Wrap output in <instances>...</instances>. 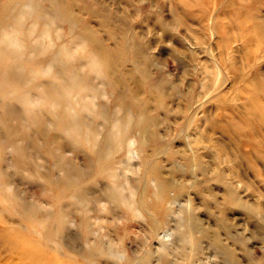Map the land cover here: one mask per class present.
Returning a JSON list of instances; mask_svg holds the SVG:
<instances>
[{
  "label": "rangeland",
  "instance_id": "obj_1",
  "mask_svg": "<svg viewBox=\"0 0 264 264\" xmlns=\"http://www.w3.org/2000/svg\"><path fill=\"white\" fill-rule=\"evenodd\" d=\"M5 1L0 0V6ZM37 1L43 14L54 15L56 8L48 1ZM191 1L81 0L71 8L78 16L74 31L67 23L56 21L51 24L56 37L41 35V24L26 14L19 16L22 26L33 29L29 41L49 45L48 55H63L64 61L65 51L71 71L91 89L71 92L55 103L58 101L47 91L50 85H57L51 76L40 74L37 68L0 65V264H92L91 259L96 264H230L221 247L231 250L238 264H264V89L255 100L253 84L244 81L245 75L252 80L257 70L264 83V45L250 36L249 43H243L242 37L253 29L256 18L264 22V0H256L254 5L240 0L236 9L221 12L216 10L222 6L221 0H198L207 12L203 20L196 4L188 6ZM175 5L186 11L187 24L200 34V22L206 24L214 17L216 48L226 31L234 37L229 50V63L234 67L224 84L213 87L212 92L208 89L209 96L206 86H213L214 76L208 79L204 67L214 62H210L207 47L199 46L194 35L177 24ZM83 26L102 48L114 46L123 36L128 51L117 63L121 83L116 89L91 69L88 55L73 37ZM130 45L138 50L135 58L139 63L143 53L153 59L143 85L145 92L161 83L176 96L163 100L161 108L157 103L149 108L157 138L154 145L150 142L134 154L127 152L126 144L117 147L114 137V121L125 117L127 100L131 103L132 84L124 75L133 56ZM23 52L22 56L35 55L27 49ZM210 52L215 58L216 49ZM53 67L62 69L57 63ZM190 100L192 107L180 111ZM84 104L93 106L101 116L79 108ZM62 121H78L82 131L84 125H90L92 142H78L59 127ZM137 135L139 131L133 127L129 137L137 140ZM193 154L200 157L198 164ZM152 160L159 165L160 174L176 185L168 192L166 207L171 211L164 219L150 209L152 218H159L156 231L150 230L152 215L129 209L122 202L134 187L139 191L145 185L153 193L147 170ZM70 175L75 182L68 183ZM230 195L237 203L229 200ZM18 202L49 210L51 221L46 229L9 208L18 209ZM56 216L63 221L58 222ZM188 220L208 234H217L219 243L198 237L191 245L186 234ZM14 233L27 234L38 242L44 256L22 258L5 242ZM94 242L105 253L94 251L88 257L86 252ZM56 243L62 247L60 252Z\"/></svg>",
  "mask_w": 264,
  "mask_h": 264
},
{
  "label": "bare ground",
  "instance_id": "obj_2",
  "mask_svg": "<svg viewBox=\"0 0 264 264\" xmlns=\"http://www.w3.org/2000/svg\"><path fill=\"white\" fill-rule=\"evenodd\" d=\"M46 1H48L51 7L56 8L54 15L52 14L50 16L48 15L46 16L45 14H43L42 9H40L37 3L38 2L37 0H7L3 5L0 6V27L5 28V29L3 28V32L0 33L1 34L0 35V65L7 66L9 64H12L14 65V67L20 69L37 68L40 74L51 76L53 81H55L57 85L56 84L50 85V87L47 88V91H49L48 96L52 97L55 101H58L55 103H59L60 100L64 101L65 99H67L71 92L87 91L90 90L91 87L88 85V82L84 78L77 77L71 71L70 69L71 61H69L70 59H68V56H65L66 55L65 51H64L65 54L64 55L65 61H64L61 58L63 55L59 57L55 55L54 56L48 55V53H50L49 45L32 44L29 41V38L33 34V29L25 28L24 26H22L19 21L20 19L19 16H23L26 14L28 17H31L36 24H41L42 25L41 35L47 37L48 36L56 37L57 34L55 35L52 34L53 28L51 26V24H54L56 21L67 23L70 29L74 31L75 20H76L75 18L78 16L72 11L71 8L77 6L78 2L81 0H46ZM199 1L192 0L191 2H189L188 6L192 5L193 3L196 4V7H198L197 15L199 16V18L203 20L206 19L205 16L207 15V12ZM221 1L223 2V3L221 2L222 6L220 8L217 7L218 9H216L218 12L223 11L224 8L236 9L235 6L240 2V0H221ZM254 3H256V0H246L244 1L243 4L254 5ZM176 6L177 5H175V11L173 13V17L175 18L177 24L179 23V25L180 24L184 25L190 31V33L194 35V37L197 39L199 46L207 47L208 49L207 51L209 52L207 53L208 55H210L209 59H211L210 62L212 63L214 62L213 66L210 67L209 66L210 64L209 65L206 64V67H204L205 69L203 68L205 71V75H207L208 79H210L209 77H211L212 79V77L214 76L213 80L211 81L213 83V84L211 83L213 86L211 87L208 85L211 88L206 86L207 91L205 92H207L206 94L207 96L210 92H212V90L214 89L213 87L216 86L217 88V86L224 84L225 80L227 79V75L228 76L230 75L229 73L234 67V64L229 63V58H230L229 50L232 49V42L234 41V37L233 35H231L232 32L226 31L224 34L225 37L221 41L222 43L218 45V48H216L215 40H214L216 37V33L214 30L216 28L217 21L216 22L213 21L214 17H212L211 22H208L206 24L200 22V25L198 26L199 32L202 31V33L200 34L195 32L194 29H191L192 28L191 24H187V21L184 16L186 11L183 12L179 11L178 10L179 8ZM236 18H240V17H236ZM161 31L163 32V34H166L167 32L164 28H162ZM245 32L246 34L242 36L243 43L248 44L249 43L248 39L250 37H255L260 44L264 45V22L261 19L259 18L255 19L253 29L249 30L248 35H247L248 30H246ZM255 33L258 36H256ZM73 37L79 43L80 50L82 51V53L84 52L86 53V55H88L89 65L91 69L93 71H96L97 73L102 74V76L106 78V80L113 89L119 87L120 86L119 82L121 83V80L118 76L117 63L127 57L126 55L128 51L126 48L127 44L124 43L123 36L119 40H116L114 46L108 48H102L98 46L99 42L97 40V37L92 33V31L87 26L81 27V29L78 32L77 31L75 32ZM256 43L258 44V42ZM130 46L129 48H131V50L129 51V53H132L133 56L132 58L129 59L130 64L128 69H126V72H124V75L126 77V80L130 81L132 84L131 89H129L131 103L130 102L127 103L128 102L127 100L126 105L124 107L126 112L125 117L122 118L121 120L114 121L116 126V134L114 135V137L116 140L117 147H122L124 144H126L127 152L128 153L131 152L134 154V152H136L137 149H139L140 151L144 150V147L146 145L149 146L150 142L155 141V139L157 138L155 122L153 117L149 115L150 114L149 108L155 103L161 105L163 100L167 98H171L172 100L173 93L172 91L169 92L164 90V86L161 83H159L154 87H151L147 92H145L144 83L145 81H147L149 77L148 65L149 66L153 65L152 62L153 59H151L147 54L143 53L140 56L142 59V63H139L138 60L135 58V54L139 53L138 50L133 45ZM189 46L191 47V44ZM213 48H215L217 51L215 58L212 56L210 52L213 50ZM25 49L30 50V52H34L35 55L22 56L24 53L23 50ZM18 50H20L19 54H17ZM40 55H42V57H39ZM47 55L50 58L47 59ZM213 55L215 54L213 53ZM43 61H45L44 65H42ZM55 63L59 64V66L61 65L62 67L61 71H55L53 67ZM244 79H245L244 81L249 80L250 85L253 84L254 91L252 92L251 95L252 98L256 100L259 97L258 91L264 89V83L260 79L258 71L254 70L252 74V80L246 77V75L244 76ZM205 80L206 79L204 77V81ZM206 81L208 82V80ZM208 89H210V92H208ZM116 99L118 101L121 100L119 96L116 97ZM191 103L192 100L188 101L185 106L183 105L180 106V111L183 109V107L186 110L192 107L193 104L191 105ZM161 107L162 105L160 106V108ZM79 108L83 110H88L89 112H94L95 114L101 116V112L97 111L93 106L84 104L83 106H79ZM134 111L136 113H134ZM239 126L240 128L245 127L242 125ZM59 127L64 128V130H66L67 133L70 136H72L74 139H76L78 142H84V143L92 142L90 136L93 135V129L91 128L90 125H86V126L84 125L85 129L84 131H82L78 121H71L70 123H65L62 121L59 122ZM133 127H136L140 134L139 136L137 135L138 136L137 140L135 138L129 137V134L131 133ZM152 145H154V142ZM199 160L200 157L193 154L194 163L198 164L197 162H199ZM149 164L150 165L148 166L147 170L149 177L153 182V187H154L153 193L152 191L148 192L145 185L142 188H140L139 191L137 190V188L134 187V190L131 189L132 191L131 195L128 198L122 199V202L126 204V206H128L129 209H133L138 212L143 211L148 215H152L153 213L150 211V209H154L157 211L158 214H160V219L162 218V216L164 219V217L167 215L166 214L167 211H171L170 207L168 206L166 207V199L168 196V192L173 188H175L176 185L174 186L173 182H171L170 179H166L160 174V167L156 161L152 160L151 162H149ZM72 177H73L72 175L68 177V183L76 181V178H72ZM131 187L132 186H130V188ZM229 200H231L232 202H236L232 195H230ZM17 205H18V209H16V207H13L12 205H9V208L18 212L20 215L23 214L22 215L23 217L30 220V223L36 225L38 228L46 229V227L48 226V222L51 221V212L49 210L43 211L40 208L30 207V205H27L24 202H18ZM152 217L153 215L151 216V219H153L154 221L152 220L153 222L151 224L152 226L150 230L155 228L156 231L157 229H159L157 228V225L159 224L158 222L159 218L158 217L152 218ZM56 220L58 222L63 221V219L58 216H56ZM85 229L87 232H90L91 228L89 225H86ZM28 232L30 233V231H27V233ZM186 232L191 245H195V242L198 237L207 238L215 244L219 243V238L217 234H213V235L208 234L206 230L203 229L197 222L196 223L190 222L188 220ZM166 236L167 235H165V237ZM9 240L10 241H5V242L10 244L9 247L17 249V251L20 252L19 254H21L22 258H24L25 260H35L44 256V254L40 250L39 247L40 244L34 240H31L27 236V234L25 235L22 233H14L10 236ZM56 245H58L56 247L58 249V252H60L62 247L60 246V244L56 243ZM221 249L230 258L231 260L230 264H238L237 259L235 258L231 250L227 249L226 247H221ZM94 251L99 252L100 254L105 253L104 249L98 242H94L93 246L90 249H88V251L86 252V255L88 257H92L91 255L94 253ZM187 257L190 258V256L188 255ZM90 261L92 264H96L95 262L92 261V259Z\"/></svg>",
  "mask_w": 264,
  "mask_h": 264
}]
</instances>
